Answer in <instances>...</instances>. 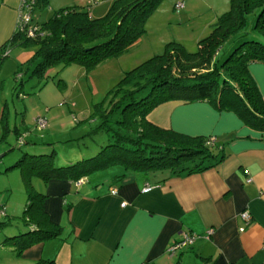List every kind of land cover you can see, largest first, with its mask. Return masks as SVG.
<instances>
[{
  "label": "crops",
  "instance_id": "obj_1",
  "mask_svg": "<svg viewBox=\"0 0 264 264\" xmlns=\"http://www.w3.org/2000/svg\"><path fill=\"white\" fill-rule=\"evenodd\" d=\"M17 3L0 0L1 13L10 9L0 42L14 29ZM31 54L17 52L15 57L20 64ZM247 70L264 98V62L250 61ZM145 117L158 126L208 139L212 150L223 153L222 158L215 165L189 173L112 164L73 181L49 178L43 182L40 178V189L45 193L41 208L60 226L58 235L23 248L22 259L17 261L28 258L22 263L28 264L52 258L54 264H264V130L250 127L234 111L217 108L206 99L169 98L153 106ZM31 130L24 139L26 148L45 151V146H37L44 140ZM51 133L45 144L54 146L56 139ZM83 152L75 149L74 156H83ZM120 173L118 179L113 178ZM147 184L149 188L143 190ZM110 187L116 192L110 193ZM242 209L249 212L247 221L238 214ZM4 228L11 233L13 229L15 234L25 230L15 222ZM208 228L210 232L205 234ZM183 231L194 233V239L170 251L168 247ZM0 233L2 239L4 232ZM10 248L8 245L6 251L12 256Z\"/></svg>",
  "mask_w": 264,
  "mask_h": 264
},
{
  "label": "trees",
  "instance_id": "obj_2",
  "mask_svg": "<svg viewBox=\"0 0 264 264\" xmlns=\"http://www.w3.org/2000/svg\"><path fill=\"white\" fill-rule=\"evenodd\" d=\"M46 1L35 0L33 5ZM158 1L110 0L99 16L90 15L87 5L59 7L41 22L31 17L32 25L37 24V31L42 32L35 36L26 34V26L17 29L15 19L13 31L0 42V63L8 55L9 47L29 45L33 46L29 59L34 60L29 76L47 77L44 71L57 62L94 65L136 42L144 32L145 18ZM251 11L255 12L252 26L264 36V0H229L228 9L216 16L208 32L197 40L195 50L188 51L180 43L169 41L162 52L125 71L118 83L92 105L90 115L97 118V123L87 134L102 130L107 136L93 154L54 165V146L36 152L26 148L28 151L19 158L5 163L2 171L19 167L23 183L31 188L32 176L43 182L49 178L73 181L112 164L145 171L166 168L174 174L215 165L223 153L212 150L207 139L158 126L145 115L157 103L169 98L206 99L217 108L234 111L250 127L264 130V98L247 70L250 61L264 62V41L257 37L241 39L218 56L222 44L245 24L246 14ZM28 60L25 67L17 65L14 77H20L18 71L28 68ZM36 116L44 119L43 127L37 128ZM32 121L39 130L47 125L43 114H36ZM16 134L18 145L23 144L21 131ZM122 174H115L113 178L118 179ZM27 192L29 202L22 211H37L38 215L28 224L30 228L16 234L7 233L16 254L36 241L57 236L60 227L41 208L44 191L32 188ZM0 210L6 211L2 203ZM49 224L54 227L49 228ZM31 264L54 262L52 258H41Z\"/></svg>",
  "mask_w": 264,
  "mask_h": 264
},
{
  "label": "rangeland",
  "instance_id": "obj_3",
  "mask_svg": "<svg viewBox=\"0 0 264 264\" xmlns=\"http://www.w3.org/2000/svg\"><path fill=\"white\" fill-rule=\"evenodd\" d=\"M175 1H180L181 6L173 7ZM109 2L110 0H47L36 5L32 14L37 22H41L59 7L84 3L89 6V13L99 16L104 13ZM18 3L13 9L15 17ZM228 7L229 0H159L145 18L143 34L125 50L108 55L91 66L75 62L62 65L57 62L44 71L45 74L48 73L47 77L29 76L34 63L29 58L20 63L25 67V62L29 59L28 68H22V71H18L21 73L20 77H14L19 64L15 53L25 51L30 54L33 46L9 47L8 55L0 63V115L3 112L0 116V204L7 208L6 214L0 210V232H4V237L0 239V264L27 262L28 258L17 261L22 259L20 253L23 249L20 253H15L11 240L6 237L11 232H7L9 230L4 227L15 222L25 229L30 228L28 224L35 221L38 212L27 210L23 213L24 204L29 202L27 191L32 188L40 190L43 187L41 179L35 176L31 178V188L27 187L17 166L2 171L5 163H11L10 160L17 159L24 151H28L26 143L18 145L15 127L19 128L24 139L32 129L31 131L38 134L37 138L44 142L48 138L47 134L53 132L52 139H56L53 142L54 165L66 164L93 154L106 141L105 132L98 130L76 137L82 131H90L97 123V118L90 115L93 103L101 100L118 83L125 71L147 57L162 52L166 42L175 41L188 51L195 50L197 40L208 32L216 16ZM7 11L10 12V9L6 13L0 11L4 16L3 20L0 17V36L4 35L3 31L8 22ZM254 13L251 11L246 14L245 24L222 44L218 56L226 53L241 39L257 37L264 41V36L252 26ZM38 32L42 34L41 30ZM38 113L47 119V128H43L44 130L33 126L32 118ZM43 133L44 137H40ZM44 142L37 143V146H49ZM83 142L87 143L84 145L86 147H83ZM75 149H82L83 156H74ZM12 206L14 210L10 208ZM52 226L53 224L48 225L49 228L54 227ZM10 231L14 233L13 229ZM8 245L11 246L12 256L6 251ZM32 262L35 261L28 264Z\"/></svg>",
  "mask_w": 264,
  "mask_h": 264
},
{
  "label": "built area",
  "instance_id": "obj_4",
  "mask_svg": "<svg viewBox=\"0 0 264 264\" xmlns=\"http://www.w3.org/2000/svg\"><path fill=\"white\" fill-rule=\"evenodd\" d=\"M91 1H97V0H91ZM35 0H19L18 7H17V17H16V28L19 30H22L24 26H26V34L29 36H33L35 33H37L38 25H32V10L34 9L33 3ZM173 6L175 8H178L181 6L180 1H175L173 3ZM36 126L37 128H41L44 125V119L41 116H36L35 118ZM207 143L208 139L206 140ZM149 188L148 184L147 186L143 187V190H147ZM110 193H115L116 188L110 187L109 189ZM122 204L124 201L121 202ZM239 216L244 220L247 221L250 217L249 212L247 209H242L239 211ZM242 229V226L239 227V230ZM210 229L205 230V234L209 233ZM195 237V234L192 232L183 231L181 234V238L174 242L172 245L168 247L170 251H173V249L177 246H180L185 243H190Z\"/></svg>",
  "mask_w": 264,
  "mask_h": 264
}]
</instances>
